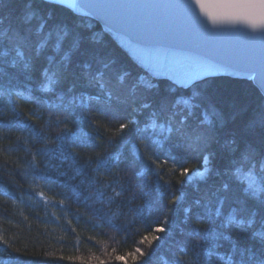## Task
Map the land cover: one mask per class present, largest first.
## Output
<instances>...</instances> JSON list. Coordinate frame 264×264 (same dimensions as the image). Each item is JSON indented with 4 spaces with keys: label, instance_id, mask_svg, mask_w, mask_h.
Listing matches in <instances>:
<instances>
[{
    "label": "trees",
    "instance_id": "16d2710c",
    "mask_svg": "<svg viewBox=\"0 0 264 264\" xmlns=\"http://www.w3.org/2000/svg\"><path fill=\"white\" fill-rule=\"evenodd\" d=\"M0 264H264L263 94L154 79L97 21L0 0Z\"/></svg>",
    "mask_w": 264,
    "mask_h": 264
},
{
    "label": "water",
    "instance_id": "95a60500",
    "mask_svg": "<svg viewBox=\"0 0 264 264\" xmlns=\"http://www.w3.org/2000/svg\"><path fill=\"white\" fill-rule=\"evenodd\" d=\"M99 23L152 78L229 76L264 96V0H44Z\"/></svg>",
    "mask_w": 264,
    "mask_h": 264
},
{
    "label": "rangeland",
    "instance_id": "374dc122",
    "mask_svg": "<svg viewBox=\"0 0 264 264\" xmlns=\"http://www.w3.org/2000/svg\"><path fill=\"white\" fill-rule=\"evenodd\" d=\"M208 171L210 170H203V171H198L190 174L188 176V182L194 183V182H205L208 177Z\"/></svg>",
    "mask_w": 264,
    "mask_h": 264
},
{
    "label": "bare ground",
    "instance_id": "6f19581e",
    "mask_svg": "<svg viewBox=\"0 0 264 264\" xmlns=\"http://www.w3.org/2000/svg\"><path fill=\"white\" fill-rule=\"evenodd\" d=\"M204 80H206V79H204ZM204 80H201V81H204ZM201 81H198L197 83H199V82H201ZM194 85H195V84H194ZM194 85H193V86H194ZM190 88H191V87H190Z\"/></svg>",
    "mask_w": 264,
    "mask_h": 264
}]
</instances>
